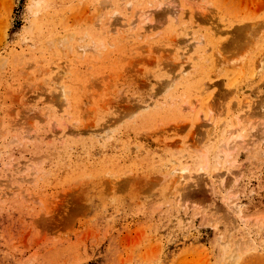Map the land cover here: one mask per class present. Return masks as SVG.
Instances as JSON below:
<instances>
[{"label":"rangeland","instance_id":"obj_1","mask_svg":"<svg viewBox=\"0 0 264 264\" xmlns=\"http://www.w3.org/2000/svg\"><path fill=\"white\" fill-rule=\"evenodd\" d=\"M0 121V264H264V0H0Z\"/></svg>","mask_w":264,"mask_h":264},{"label":"bare ground","instance_id":"obj_2","mask_svg":"<svg viewBox=\"0 0 264 264\" xmlns=\"http://www.w3.org/2000/svg\"><path fill=\"white\" fill-rule=\"evenodd\" d=\"M142 14H143V16H140V18H142V17H145V20L146 19H148V18H146L147 16H148V12L147 11H143V12H141ZM175 15V14H174ZM138 20V19H137ZM140 20V19H139ZM144 20V21H145ZM143 21V20H142ZM140 22V21H139ZM134 23V22H133ZM132 23V24H133ZM137 23V22H136ZM136 23H134V24H136ZM141 24H143V23H141ZM145 25V24H144ZM132 26V25H131ZM134 30V29H133ZM261 30H263V29H261ZM257 37V36H256ZM56 39V38H55ZM49 40V39H48ZM47 41V40H46ZM54 41V40H53ZM48 42V41H47ZM51 42V41H50ZM57 43V42H56ZM49 45H53L54 46V44L51 42V44H49L48 43V46ZM55 46H56V44H55ZM65 46V45H64ZM223 49V45L221 44V43H217V46L215 47V51H216V53H217V55H218V59H220L219 57H220V53L222 52L221 50ZM261 55V54H260ZM260 61V60H259ZM261 62H263L262 60H261ZM30 68V67H29ZM54 79V78H53ZM57 79V78H56ZM231 88H235V84L234 85H231ZM62 93V92H61ZM230 94H232V95H236V93L234 92V90H231L230 91ZM27 96V95H26ZM49 98V97H48ZM210 100V99H209ZM209 100H206V102L209 104ZM31 101V100H30ZM46 101V100H45ZM51 101V100H50ZM53 101V100H52ZM199 104L200 103H202L201 102V99L200 100H198L197 101ZM33 103V102H32ZM45 103V102H44ZM204 104V103H203ZM211 106V105H210ZM207 108H208V115L212 118V124L213 125H215L214 124V122H216L217 120H216V118L214 117V116H212L211 115V109H210V107H208V105H207ZM232 109V108H231ZM238 109V108H237ZM21 111V110H20ZM230 111V110H229ZM232 111H233V109H232ZM11 112H12V110H11ZM215 112V111H214ZM213 112V113H214ZM22 113V112H21ZM10 114V113H9ZM32 114V113H31ZM234 114V113H233ZM251 114V113H250ZM249 113L248 114H246L245 113V115H248V116H243V117H240V116H236L235 118H236V120H235V122H236V128H234V129H232V130H229V131H227L226 132V134H225V136L223 137V139H221V142H222V149H221V152L223 153V154H225V155H227V156H229V154H231V147H233V145L234 146H236L238 143L239 144H241L242 142H245L244 144H247V142H250L251 144H252V142H251V140H246V141H244V138H245V136H244V134H242V133H245V132H248L249 130H250V128L251 127H249V125L250 124H252V122H251V119L250 118H252V115H250ZM12 115V114H11ZM26 115V114H25ZM21 116V115H20ZM27 116V115H26ZM209 116H208V118H209ZM219 116V115H218ZM217 116V117H218ZM242 116V115H241ZM251 116V117H250ZM36 117V116H35ZM37 117H39V116H37ZM36 117V118H37ZM246 118V120H247V122H243L242 121V118ZM16 119V118H15ZM25 119V118H24ZM43 119V118H42ZM34 120V119H33ZM44 120V119H43ZM216 120V121H215ZM253 120V119H252ZM20 121V120H19ZM27 121V120H26ZM41 121V120H40ZM1 122V121H0ZM16 122V121H15ZM42 122V121H41ZM251 122V123H250ZM17 123V122H16ZM19 123V122H18ZM17 123V124H18ZM20 123H21V121H20ZM216 123H218V122H216ZM32 125H33V123H32ZM222 126H223V124H222ZM251 126V125H250ZM213 127V126H212ZM218 127V126H217ZM221 127V126H220ZM14 128V127H13ZM215 127H213V129H214ZM19 129V128H18ZM24 129V128H23ZM32 129V128H31ZM212 129V130H213ZM217 129V128H216ZM231 129V128H230ZM239 129L241 130V134H237V133H239ZM5 130V129H4ZM252 130V129H251ZM252 131H254V130H252ZM0 134L2 135V133L0 132ZM257 134V133H256ZM256 134H255V136H256ZM4 135V134H3ZM28 135H29V133H28ZM30 135H31V133H30ZM30 135H29V137H30ZM252 135V134H251ZM263 136H264V132H263ZM1 137V136H0ZM12 137V136H11ZM13 138V137H12ZM251 138V137H250ZM263 138V137H262ZM234 139H236V141H234ZM252 139V138H251ZM15 141V140H14ZM254 143H256V141H254ZM242 145V144H241ZM5 146V145H4ZM2 154V153H1ZM221 154V153H220ZM183 171H185V170H183ZM188 173V172H187ZM187 173H185V172H183L182 173V175H181V179L183 180L182 182H183V184L184 183H187L188 181H189V178H186L185 177V175L184 174H186L187 175ZM5 175V174H4ZM14 177V176H13ZM24 180V179H23ZM6 181V180H5ZM4 181V182H5ZM11 181V180H10ZM9 182V181H8ZM9 184H10V182H9ZM6 185H8V184H6ZM9 186V185H8ZM224 187V186H223ZM6 188V187H5ZM225 188V187H224ZM9 189V188H8ZM226 189V188H225ZM5 190V189H4ZM11 190V189H10ZM9 190V191H10ZM5 197V196H4ZM248 235V234H247ZM251 237V236H250ZM235 256V255H234Z\"/></svg>","mask_w":264,"mask_h":264}]
</instances>
